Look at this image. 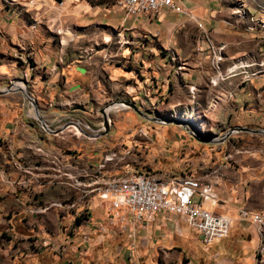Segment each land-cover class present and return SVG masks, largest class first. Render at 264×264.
Returning a JSON list of instances; mask_svg holds the SVG:
<instances>
[{
  "label": "crops",
  "instance_id": "crops-1",
  "mask_svg": "<svg viewBox=\"0 0 264 264\" xmlns=\"http://www.w3.org/2000/svg\"><path fill=\"white\" fill-rule=\"evenodd\" d=\"M173 1L178 11L164 8L124 20L110 0H0V90L10 81L24 79L22 85L32 97L29 104L19 88L0 94V134H17L19 150H42L46 163L47 154L60 156L61 150L49 148L52 136L42 133V124L56 130L68 120H76L97 127L99 120L89 117L94 108L123 101L134 104L149 118L162 119L145 111L156 99L169 109L205 112L216 98V104L208 106L214 109L209 123L206 128L203 125L207 134L220 136L245 125L264 131V77L248 75L245 70L253 65L247 61L264 44V33L246 21L249 11L244 5L233 8L226 0ZM64 26H77L79 32L69 37L62 33L66 41L61 42V34L55 31ZM219 45L223 47L216 63V51L210 52L209 47ZM236 65L241 68L232 72ZM6 103L14 104L8 107ZM35 111L41 121L29 118ZM135 116L127 123L144 120ZM138 129L131 135L150 143L144 127ZM213 147L194 160V168L202 174L193 170L195 174L189 178L213 183L217 203L202 206L230 219L227 237L200 245L193 261L189 242L198 243L200 237L176 215L159 214L150 225L134 224L145 252L141 257L147 259L142 264H176L182 256L184 264H264V226L262 232H256L251 223L238 218L240 209L264 215V157L232 154L220 149L223 144ZM120 148L124 152L117 154L129 153L128 148ZM108 151L114 150L104 153ZM63 157L74 158L81 167H94L102 161L96 163L76 154ZM36 164L32 178L51 191L61 185L51 176L62 177L71 169V162L49 168ZM106 169L103 174H108ZM68 174L71 177L63 179L76 182L71 180L76 174ZM108 177L117 175L76 182L79 193L100 188ZM59 189L65 190L62 185ZM134 236L124 234L123 240Z\"/></svg>",
  "mask_w": 264,
  "mask_h": 264
},
{
  "label": "rangeland",
  "instance_id": "rangeland-1",
  "mask_svg": "<svg viewBox=\"0 0 264 264\" xmlns=\"http://www.w3.org/2000/svg\"><path fill=\"white\" fill-rule=\"evenodd\" d=\"M226 1L237 9L244 5L250 13L245 15L246 21L250 22V26L256 25L264 33V0ZM111 16L119 19L117 15L111 14ZM69 27L57 29L61 34V42L66 41L62 33L65 32L69 37V34L75 35L79 32L77 26ZM221 46L209 47V50L210 52L215 50L216 55L219 56ZM247 62L253 64L245 69L248 75L264 77V44L259 45L256 53ZM217 100L218 98L214 99L209 105L216 104ZM154 101L157 102L156 105L153 102L145 111L149 115L162 116L164 124L150 123L139 118L136 123H127L132 119L130 116L136 117L135 113L129 107L120 108L108 113L112 123L108 126L107 134L96 141L83 140L86 130L79 135L76 127H73L64 135L50 137L49 148L53 146L61 150L62 155L76 154L78 157L83 156L97 163L106 157L116 161V154L112 151L104 153L105 150L112 148L115 152L122 153L124 150L120 147H126L129 153L117 154V161L120 162L116 163V166L108 163L106 167L108 174L117 177L154 172L153 174L169 179H178L189 178L195 174L194 171L202 174L194 168V160L198 156H204L206 150L214 148L216 144H223L224 148L220 147V149L231 151L232 154L253 153L261 158L264 157L261 155V152H264V135L236 130L221 141L219 140L225 133L220 136H209L203 125L207 127L211 117L210 112L214 111V107L210 110L208 105L205 112L194 109H169L164 103H158L160 99ZM13 104L7 106L11 107ZM173 118L181 121L167 120ZM213 120L216 118L214 117ZM199 122L202 126L198 124ZM139 126L146 130L150 143H142L143 137L131 135V131H138ZM242 128L253 127L245 125ZM155 133L161 134L162 139L158 135L156 137ZM140 134L145 136L144 133L140 132ZM17 136V134L11 136L0 134V264H142L147 261L145 257H141L145 254L141 249L142 241L137 238V227L129 216H123L122 219L125 221H111L106 206L97 205L96 201L90 202L84 210H80L79 207L62 210L66 203L65 198L73 193V189L64 185L62 186L65 190L59 189L61 185H58L51 191V187H45L41 182L36 183L32 178L33 170L36 169L34 163L48 166L49 164H45L46 153L42 150L31 153L25 148L20 151L18 148L20 140ZM192 144L195 147H188ZM63 177L71 176L64 173ZM71 180L80 183V175H72ZM79 190L80 188L77 187L78 192ZM97 213L101 214L95 216ZM188 230L194 234L190 229ZM124 234L125 237L133 234L135 236L134 239L125 241ZM195 239L197 240L198 237ZM189 243L190 251L193 252L190 259L194 261L196 258L193 257L197 256L203 243L200 240L198 243L193 241ZM187 255L189 256L188 251ZM179 263H186L184 256L178 258L176 264Z\"/></svg>",
  "mask_w": 264,
  "mask_h": 264
},
{
  "label": "built area",
  "instance_id": "built-area-1",
  "mask_svg": "<svg viewBox=\"0 0 264 264\" xmlns=\"http://www.w3.org/2000/svg\"><path fill=\"white\" fill-rule=\"evenodd\" d=\"M110 2L116 10L122 12L124 20L139 15L154 14L164 8L178 11L173 0H110ZM55 32L59 33L58 31ZM111 105L113 104L96 107L89 114V117H95V120H99L97 127H92L90 124H81L76 120H68L62 125L63 127L60 126L56 129L59 130L57 133L54 129H50L45 125L39 127L42 133L49 136L61 135V132L69 126L78 127L79 130H86V136L83 139L93 141L104 131V122L100 111L105 115V124L110 125L111 120L105 110ZM28 116L36 121L35 114ZM112 153L116 154V161L102 158V161L94 167L89 165L81 167L72 156H69L72 159H64L62 153L60 156L47 154L45 164H49L48 168L50 166L64 167V162H71V169H67L66 173L80 175V182H82L85 179L106 175L102 173L106 169V165L108 163H118L117 153L114 151ZM34 166L39 165L34 163ZM153 173L152 180L129 178L123 183H117L113 186H101L86 193H78L76 182L64 181L63 176L51 177L59 184L73 189V193L65 198L66 203L61 208L62 210L76 209L77 207L84 210L95 199L97 205L106 206L111 221L121 220L124 215H129L133 224L150 225L159 214H174L181 219L188 229L200 237L204 245L227 237L230 219L202 206L205 202L212 205L217 203L216 195L211 188L213 183L209 181L206 184H184L182 181H171L166 177L161 180H153ZM238 218L241 221L251 223L256 232L261 231L264 226V215L261 213H252L246 209H240ZM261 259L264 261V257L261 256Z\"/></svg>",
  "mask_w": 264,
  "mask_h": 264
},
{
  "label": "bare ground",
  "instance_id": "bare-ground-1",
  "mask_svg": "<svg viewBox=\"0 0 264 264\" xmlns=\"http://www.w3.org/2000/svg\"><path fill=\"white\" fill-rule=\"evenodd\" d=\"M220 60V56H217L216 57V63ZM248 67V66H247ZM241 68V65H236L234 66L231 70L232 72H234L236 69H240ZM15 87L17 88H24L22 83L21 82H15L14 83ZM109 104H113L111 106H109L106 110H105V113L108 114L109 111H116L117 109H123L125 107L123 106H120V105H117L116 103L114 102H111ZM161 121H159L158 123L160 124H164L162 121V119H160ZM67 129H69V127H67ZM67 129H64L63 131L67 130ZM78 130V133H82L83 131L85 130ZM62 131V132H63ZM64 166H65V162H64ZM108 175V174H106ZM105 176V175H104ZM54 177V176H53ZM95 178V177H94ZM93 178V179H94ZM129 178H134V179H137V180H152V174H147V173H138V174H132L130 176H123V177H108L106 180H104V182L100 185V186H113L117 183H123L125 182L126 180H128ZM161 179H164L163 176H160L159 174H153V180H161ZM64 180V179H63ZM171 181H182V183L184 184H206V183H203V182H200L199 180L195 179V178H178V179H170ZM65 181V180H64ZM71 182V181H70ZM76 191H77V183H76ZM78 192V191H77ZM79 193V192H78ZM207 203V202H205ZM207 204H210L209 202ZM258 232H262L261 231H258ZM260 246V245H259ZM258 246V247H259Z\"/></svg>",
  "mask_w": 264,
  "mask_h": 264
},
{
  "label": "water",
  "instance_id": "water-1",
  "mask_svg": "<svg viewBox=\"0 0 264 264\" xmlns=\"http://www.w3.org/2000/svg\"><path fill=\"white\" fill-rule=\"evenodd\" d=\"M15 82H21V83H25V80L23 79H18V80H13V81H10L9 84L6 85V87L3 89V90H0V94L3 93V92H11L12 90L14 89H17V87H15L14 83ZM23 95H24V98H27V102L29 104H32V97L30 96L29 92L25 91V88H20L19 89ZM118 104L120 105H123V106H126V107H129L132 109V111L139 117H141L142 119L144 120H147L149 122H156L158 123L159 121H161L159 118H155V117H152V118H149V116H147L146 114H144L143 112H141L139 110V108H137L134 104L130 103V102H119ZM100 113L102 114V118H103V122H104V131L101 132L100 136H104L107 134L108 132V126L105 124L106 122V119H105V115L102 113V111H100ZM35 116H36V120H40L41 121V118L39 117V115L37 114V112L35 111ZM168 121L170 120H173V121H176V122H180L181 120L180 119H167ZM42 126H44L42 124ZM63 127V126H62ZM236 130H246L247 132H250L254 135H264V131H256L255 129H244V128H239V129H229L224 135L222 138H220L219 141L223 140L224 138L230 136L232 133L236 132ZM59 132V130H55V133Z\"/></svg>",
  "mask_w": 264,
  "mask_h": 264
},
{
  "label": "flooded vegetation",
  "instance_id": "flooded-vegetation-1",
  "mask_svg": "<svg viewBox=\"0 0 264 264\" xmlns=\"http://www.w3.org/2000/svg\"><path fill=\"white\" fill-rule=\"evenodd\" d=\"M210 136V134H208Z\"/></svg>",
  "mask_w": 264,
  "mask_h": 264
}]
</instances>
